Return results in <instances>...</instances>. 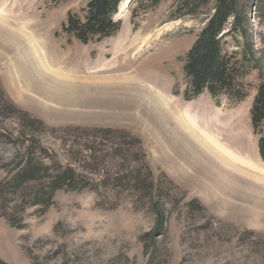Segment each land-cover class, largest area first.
<instances>
[{
	"label": "rangeland",
	"instance_id": "obj_1",
	"mask_svg": "<svg viewBox=\"0 0 264 264\" xmlns=\"http://www.w3.org/2000/svg\"><path fill=\"white\" fill-rule=\"evenodd\" d=\"M88 1L0 0V18L36 38L43 61L72 79L55 83L29 58L26 40L0 25V260L264 264V161L250 120L264 83V0L245 1L259 63L243 79L241 100L184 97L183 61L207 8L176 18V0H129L115 15L116 34L81 43L62 26L68 14L82 18ZM158 90L175 116L176 108L181 116L190 110L196 132L261 177L228 168L191 134L169 131L175 116L160 120L144 101ZM27 163L47 171L19 188L9 184ZM66 170L70 186L34 204Z\"/></svg>",
	"mask_w": 264,
	"mask_h": 264
},
{
	"label": "trees",
	"instance_id": "obj_2",
	"mask_svg": "<svg viewBox=\"0 0 264 264\" xmlns=\"http://www.w3.org/2000/svg\"><path fill=\"white\" fill-rule=\"evenodd\" d=\"M122 0H89L78 14H68L62 30L81 43L100 41L116 34L120 20L115 19ZM155 5L160 0H151ZM247 0H176L173 8L176 18L195 17L199 10L207 8L205 24L199 31L187 51L182 71L187 80L184 97L189 100L204 92L213 97L223 95L232 100H241L246 94L243 79L252 69H258L251 35L246 24L245 3ZM212 4L211 8L208 6ZM226 37H231L236 49H230ZM250 120L253 133L257 136V148L264 161V83L257 87L250 108ZM27 165L18 172L9 184L19 188L22 184L41 179V173L47 171L42 165ZM73 171L66 170L51 178L48 191L40 192L44 201L35 194L34 204L48 203L53 193L70 186ZM46 195V197H44ZM0 264H5L0 260Z\"/></svg>",
	"mask_w": 264,
	"mask_h": 264
},
{
	"label": "bare ground",
	"instance_id": "obj_3",
	"mask_svg": "<svg viewBox=\"0 0 264 264\" xmlns=\"http://www.w3.org/2000/svg\"><path fill=\"white\" fill-rule=\"evenodd\" d=\"M129 3V0H122L120 5H119V8L118 10L121 8L122 11L125 10V7L128 5ZM4 15V14H3ZM2 16V15H0ZM5 16V15H4ZM7 18V16L5 17ZM4 18V19H5ZM4 19H2V17L0 18V25H3L5 27V24L6 26L10 29V32L14 35V36H19L17 37L19 39V41L21 42V38L22 39H25L26 40V47L27 49H29V52H30V59L33 60L34 62H36V64H38L39 66V69H41L44 74H46L47 76H49V78H51V80H53L55 83L57 82H67V81H71L72 79H69V77H66L64 75V72H62V69H63V66L62 65H55V67H53L52 65H50L48 62H44L42 57L44 55V52L42 51L43 49H41L40 45H39V42H37L36 38L32 37V36H29L25 33V31H23L22 29L20 28H15V27H10V25H8V21H5ZM2 29V27H1ZM6 29V28H5ZM8 29V30H9ZM3 30V29H2ZM30 31V30H29ZM8 33V32H6ZM31 33V31L29 32ZM33 33V32H32ZM31 33V35H32ZM5 36V34L3 35ZM35 36V34H34ZM9 38V37H8ZM13 38V37H11ZM14 39V38H13ZM8 42V41H7ZM9 43V42H8ZM21 44V43H19ZM15 45V44H14ZM19 46H22V45H19ZM24 47V46H23ZM142 47V45H141ZM25 48V47H24ZM140 49V48H139ZM20 51V49H18ZM25 50V49H23ZM21 52V51H20ZM25 52V51H24ZM28 52V51H27ZM45 57V56H44ZM25 59V58H24ZM23 60V58H22ZM26 60V59H25ZM47 60V58H46ZM24 61V60H23ZM27 63V61H26ZM31 64V63H30ZM36 67V66H35ZM29 68V66H28ZM32 68V67H31ZM30 68V69H31ZM29 70V69H28ZM33 70V69H32ZM64 71V70H63ZM33 72V71H32ZM72 72V71H71ZM28 73V72H27ZM35 73V72H34ZM66 73V72H65ZM23 74V73H22ZM33 74V73H31ZM26 76V75H25ZM37 76V74H36ZM71 76V75H70ZM40 77V75H39ZM38 77V78H39ZM42 78V77H41ZM40 78V79H41ZM29 79V78H28ZM36 79V78H35ZM130 78L128 77L127 80H129ZM78 80V79H77ZM131 80V79H130ZM27 81V80H26ZM44 81V80H43ZM132 89L134 90L135 89V83H133L132 85ZM148 87V86H147ZM152 87V86H151ZM150 87V88H151ZM25 88V87H24ZM153 88V87H152ZM157 88V87H156ZM130 89V88H129ZM155 92V91H154ZM144 95V94H143ZM144 101H145V104L147 106V108L149 109L148 111L152 110L154 113H155V117H157L158 119H166V118H170L173 116H175L172 112L173 107H172V99L171 98H166V96L164 94H162L161 92H159V90L155 93H147L145 94L144 96ZM177 104V103H176ZM175 106V105H174ZM178 107V106H176ZM172 109V110H171ZM178 109H180L178 107ZM176 111V116H175V119H173V124L175 125L172 130H169L167 128V130L171 131V132H176V133H180V134H191L190 137L192 138V136L196 137L198 140H200L203 144H205L208 148H210L212 151H214V153L216 155H218L217 157H221L226 165L228 166V168L230 167V169H234V170H237V171H242L243 169H247V171H245V173L247 174H250L252 176H260L261 175L259 173H257V171H254L253 169H251L250 167H247V166H243L241 163L238 164L236 161H238L237 159H235L236 157L234 156V154H232V152H226L224 149L225 148H222L218 143L217 141L213 140V144H210L204 137L201 136V134H199L198 132H196V130L194 128H196V126L198 125V123H196L191 116V114L189 115L188 112L185 111V114L184 116L180 115V113H178L177 111V108L174 109ZM175 113V112H174ZM208 113V112H207ZM172 114V115H171ZM212 117V116H211ZM210 117V118H211ZM168 118V119H169ZM157 120V119H156ZM212 121H215L216 119L215 118H211ZM197 121V120H196ZM212 121H211V124H212ZM218 121V120H217ZM198 122V121H197ZM221 122V121H220ZM207 122H205V125H206ZM219 123V122H218ZM197 124V125H196ZM210 124V123H209ZM209 125V126H212V125ZM219 125V124H218ZM222 126V125H221ZM199 127V126H198ZM207 127V126H206ZM200 128V127H199ZM198 128V129H199ZM208 128V127H207ZM197 129V128H196ZM203 129V128H202ZM215 129V128H214ZM218 130V129H217ZM199 131V130H198ZM202 132V131H201ZM209 132V131H208ZM219 133V132H217ZM204 134V133H203ZM215 134V133H214ZM185 136V135H184ZM218 136V135H216ZM212 137V136H211ZM231 137V136H230ZM233 137V135H232ZM223 138V137H222ZM228 138V137H227ZM213 139V138H212ZM225 143V142H224ZM236 143V142H235ZM215 145L216 148L213 146ZM230 147V146H229ZM220 151H218V150ZM237 154V153H236ZM228 155V156H227ZM230 155V156H229ZM234 156V157H233ZM233 157V158H232ZM238 158V157H237ZM245 160V159H244ZM251 165H252V162H249ZM256 166V165H255ZM258 168V167H257ZM260 168V167H259ZM255 169V167H254ZM250 171V172H249ZM254 173H257V174H254ZM261 181V180H260Z\"/></svg>",
	"mask_w": 264,
	"mask_h": 264
}]
</instances>
